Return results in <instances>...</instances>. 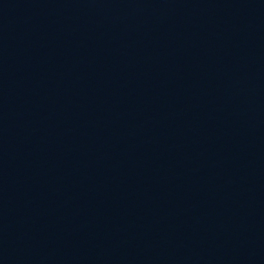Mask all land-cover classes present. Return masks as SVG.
<instances>
[{"label": "water", "instance_id": "water-1", "mask_svg": "<svg viewBox=\"0 0 264 264\" xmlns=\"http://www.w3.org/2000/svg\"><path fill=\"white\" fill-rule=\"evenodd\" d=\"M165 0H0V69L121 14Z\"/></svg>", "mask_w": 264, "mask_h": 264}]
</instances>
